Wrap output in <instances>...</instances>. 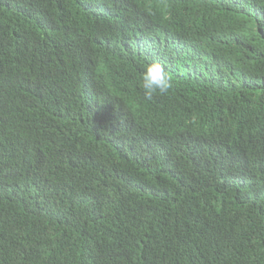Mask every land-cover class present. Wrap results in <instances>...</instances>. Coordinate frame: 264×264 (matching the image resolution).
Returning a JSON list of instances; mask_svg holds the SVG:
<instances>
[{"label": "trees", "instance_id": "16d2710c", "mask_svg": "<svg viewBox=\"0 0 264 264\" xmlns=\"http://www.w3.org/2000/svg\"><path fill=\"white\" fill-rule=\"evenodd\" d=\"M0 264H264V0H0Z\"/></svg>", "mask_w": 264, "mask_h": 264}, {"label": "clouds", "instance_id": "9594fccd", "mask_svg": "<svg viewBox=\"0 0 264 264\" xmlns=\"http://www.w3.org/2000/svg\"><path fill=\"white\" fill-rule=\"evenodd\" d=\"M139 86L146 99L155 96H164L173 87L172 77L163 64L153 61L144 65L140 75Z\"/></svg>", "mask_w": 264, "mask_h": 264}, {"label": "bare ground", "instance_id": "6f19581e", "mask_svg": "<svg viewBox=\"0 0 264 264\" xmlns=\"http://www.w3.org/2000/svg\"><path fill=\"white\" fill-rule=\"evenodd\" d=\"M4 218V217H3Z\"/></svg>", "mask_w": 264, "mask_h": 264}]
</instances>
